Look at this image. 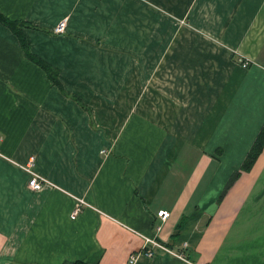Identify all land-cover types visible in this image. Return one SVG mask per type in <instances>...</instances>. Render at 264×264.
<instances>
[{
  "label": "crops",
  "instance_id": "0c3cea01",
  "mask_svg": "<svg viewBox=\"0 0 264 264\" xmlns=\"http://www.w3.org/2000/svg\"><path fill=\"white\" fill-rule=\"evenodd\" d=\"M0 12L38 27L23 28L29 51L62 85L0 22V264H183L172 251L264 264V148L225 188L264 123V0H0ZM31 157L47 181L36 190Z\"/></svg>",
  "mask_w": 264,
  "mask_h": 264
},
{
  "label": "trees",
  "instance_id": "16d2710c",
  "mask_svg": "<svg viewBox=\"0 0 264 264\" xmlns=\"http://www.w3.org/2000/svg\"><path fill=\"white\" fill-rule=\"evenodd\" d=\"M0 22L6 27H8L12 31V33L18 38L19 44L23 49L25 55L30 60L38 64L46 72L52 84L56 85L58 88L61 89L62 85L59 81L58 72L56 68L51 64H49L48 62H46L45 60H43L42 58L35 56L29 51L28 43L26 41L23 28L24 27L38 28V27L23 20L10 19L1 12H0ZM263 148H264V123L262 124L259 132L257 133L250 148L248 149L242 163L240 164V167L236 169L234 172H232V174L230 175V178L228 179L225 188H227L234 181V179L238 177L241 171H246L252 167L258 156L262 153ZM184 219L185 217L183 216L180 219V221L176 224L175 231L171 234V236L175 237L179 234L180 229L183 227L182 225ZM63 264H85V263L81 261H70V262H65Z\"/></svg>",
  "mask_w": 264,
  "mask_h": 264
},
{
  "label": "built area",
  "instance_id": "2783aa9c",
  "mask_svg": "<svg viewBox=\"0 0 264 264\" xmlns=\"http://www.w3.org/2000/svg\"><path fill=\"white\" fill-rule=\"evenodd\" d=\"M64 29V22L61 21L56 27H55V30L56 31H61ZM248 64V60H243L241 61V65L242 66H247ZM33 157L30 158V160L28 161V164L27 166H23L27 171H29V174H30V177L28 179V186L34 190L36 189H40L44 183H46L47 181L40 177L38 174L34 173L32 169H30L32 166H33ZM83 203V200L80 199V198H77L76 199V204L75 206L73 207L71 213H70V218H75V216L78 214L79 210H80V205ZM157 216L159 217V219L161 221L165 220L168 216H169V212L167 210H158L157 211ZM157 229L160 228L159 225L156 226ZM144 240L146 242H150L152 243L153 245L155 246H161V244H159V242H157L154 238H151V237H147L145 236L144 237ZM184 245H185V242H184ZM141 253L144 254L145 256H152L153 255V250L151 248H145L143 250H141ZM172 253L177 257L179 258L183 264H197L193 261H191L183 252H174L172 251ZM136 258V255L134 254H131L130 257H129V262L133 263L134 260Z\"/></svg>",
  "mask_w": 264,
  "mask_h": 264
},
{
  "label": "bare ground",
  "instance_id": "6f19581e",
  "mask_svg": "<svg viewBox=\"0 0 264 264\" xmlns=\"http://www.w3.org/2000/svg\"><path fill=\"white\" fill-rule=\"evenodd\" d=\"M187 244V243H186ZM185 246V245H184Z\"/></svg>",
  "mask_w": 264,
  "mask_h": 264
},
{
  "label": "rangeland",
  "instance_id": "374dc122",
  "mask_svg": "<svg viewBox=\"0 0 264 264\" xmlns=\"http://www.w3.org/2000/svg\"><path fill=\"white\" fill-rule=\"evenodd\" d=\"M149 32V31H148Z\"/></svg>",
  "mask_w": 264,
  "mask_h": 264
}]
</instances>
